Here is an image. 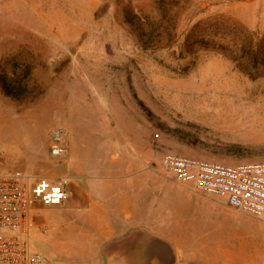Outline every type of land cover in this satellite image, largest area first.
I'll list each match as a JSON object with an SVG mask.
<instances>
[{"label":"rangeland","instance_id":"1","mask_svg":"<svg viewBox=\"0 0 264 264\" xmlns=\"http://www.w3.org/2000/svg\"><path fill=\"white\" fill-rule=\"evenodd\" d=\"M53 126L65 158L49 153ZM168 151L264 161V0H0V172L66 177L68 190L120 159L167 173ZM67 200L36 204L32 245L102 264L84 227L69 233ZM251 219L245 253L264 260V215Z\"/></svg>","mask_w":264,"mask_h":264},{"label":"crops","instance_id":"2","mask_svg":"<svg viewBox=\"0 0 264 264\" xmlns=\"http://www.w3.org/2000/svg\"><path fill=\"white\" fill-rule=\"evenodd\" d=\"M123 161L115 167L109 164L108 173L76 177L67 190L69 233L80 237L83 233L77 229L84 227L93 238L92 248L86 242L84 247L90 260L102 264H264L263 259L245 253L254 215L236 211L223 198L192 186L173 191L170 173L158 172L142 160L138 168L126 169ZM55 245L53 241V251ZM239 247L244 254L242 250L236 253Z\"/></svg>","mask_w":264,"mask_h":264},{"label":"built area","instance_id":"3","mask_svg":"<svg viewBox=\"0 0 264 264\" xmlns=\"http://www.w3.org/2000/svg\"><path fill=\"white\" fill-rule=\"evenodd\" d=\"M66 132L49 130L50 155L65 158ZM161 167L180 184L223 198L234 210L264 215V161L224 163L165 152ZM68 178L53 181L20 171L0 172V264H61L31 243L36 204H59L67 195Z\"/></svg>","mask_w":264,"mask_h":264},{"label":"trees","instance_id":"4","mask_svg":"<svg viewBox=\"0 0 264 264\" xmlns=\"http://www.w3.org/2000/svg\"><path fill=\"white\" fill-rule=\"evenodd\" d=\"M252 38L253 37L249 35V41H252ZM259 55L260 54H259V52L257 50L253 53V57L256 58V59L259 58Z\"/></svg>","mask_w":264,"mask_h":264},{"label":"bare ground","instance_id":"5","mask_svg":"<svg viewBox=\"0 0 264 264\" xmlns=\"http://www.w3.org/2000/svg\"><path fill=\"white\" fill-rule=\"evenodd\" d=\"M57 105V104H56Z\"/></svg>","mask_w":264,"mask_h":264}]
</instances>
